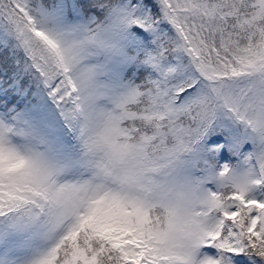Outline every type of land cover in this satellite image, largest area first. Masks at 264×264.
Returning <instances> with one entry per match:
<instances>
[{"label": "snow or ice", "instance_id": "snow-or-ice-1", "mask_svg": "<svg viewBox=\"0 0 264 264\" xmlns=\"http://www.w3.org/2000/svg\"><path fill=\"white\" fill-rule=\"evenodd\" d=\"M0 264H264V0H0Z\"/></svg>", "mask_w": 264, "mask_h": 264}]
</instances>
